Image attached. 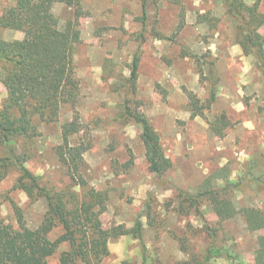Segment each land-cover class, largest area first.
<instances>
[{"label":"rangeland","instance_id":"obj_1","mask_svg":"<svg viewBox=\"0 0 264 264\" xmlns=\"http://www.w3.org/2000/svg\"><path fill=\"white\" fill-rule=\"evenodd\" d=\"M13 2L0 0V13ZM81 4L87 14L79 18L81 37L73 56L78 100L74 107L62 108L57 122H41L40 134L27 149L26 166L47 184L69 185L71 168L59 160L56 147L62 143L60 123L76 112L81 130L70 142L88 145L79 172L87 186L106 193L104 227H132L137 218L143 225L141 239L126 234L109 240L110 252L98 264L201 261L210 240L205 222L216 234V244L232 253L205 264H256L260 231L247 229L240 211L243 206L264 205V175L260 182L247 180L228 192L225 197L237 211L229 219L220 220L205 199L199 201L198 210L178 212L179 190L195 195L198 185L220 167L227 168L233 181L243 176L252 158H258L254 172L264 170V113L258 110L263 104L264 75L255 68L254 57L244 55L234 42L233 24L223 6L214 0H148L143 23L140 0H81ZM260 10L264 12V2ZM53 12L61 25L72 16L71 8L62 3H55ZM204 13L218 18L216 29L199 22ZM260 30L264 33V25ZM155 31L166 38L155 37ZM22 36L21 31L0 29L5 39ZM183 51L206 54L201 61H214L219 84L205 115L212 119L226 114L230 124L221 135L210 131L203 117L193 115L187 92L204 101L209 74L207 64L201 62L205 77L201 78L196 58ZM135 53L138 74L130 105H139L158 135L161 153L168 160L160 172L149 169L140 126L119 114L125 97L119 77L129 75ZM3 96L0 82V104ZM17 175L11 171L0 182V217L16 224L17 206L25 223L34 228L46 211V201H30L23 191L13 189ZM59 231L55 229L52 236ZM48 263L58 264V256Z\"/></svg>","mask_w":264,"mask_h":264},{"label":"trees","instance_id":"obj_2","mask_svg":"<svg viewBox=\"0 0 264 264\" xmlns=\"http://www.w3.org/2000/svg\"><path fill=\"white\" fill-rule=\"evenodd\" d=\"M222 5L225 14L232 21L234 42L244 55L254 57L255 68L264 75V12L260 10L264 0H214ZM141 19L145 20L148 0H140ZM62 3L71 8L72 16L62 25L53 12V5ZM81 0H14L0 13V29L21 31V38L0 37V82L4 96L0 104V182L11 171L17 176L13 189L23 191L30 201L45 199L46 211L39 224L31 228L24 220L20 207L14 206L16 224L0 217V264H49V258L57 255L58 264H98L109 254V240L120 235L131 234L141 239L142 222L137 218L132 227L124 224L104 227L101 215L106 210V193L87 186L79 172L82 155L88 145L71 143L70 138L81 130L76 112L60 123L61 145L56 147L59 160L70 170L69 185L56 187L43 181V176L32 172L26 166L27 149L40 134L42 121L57 122L62 108L76 104L79 96V81L75 74L74 48L80 41L79 18L86 15ZM181 17V26L183 22ZM199 22H206L208 29H216L218 18L201 14ZM155 37L166 38L155 31ZM183 55L195 57L201 78L204 77L202 63L207 64L208 97L201 101L192 92H187L193 115L201 116L208 128L221 135L230 120L224 112L209 119L205 115L216 99L219 76L214 61L205 60L190 51ZM138 54L135 53L129 65V75L120 76V87L125 93L119 104L121 117L129 118L140 126V137L145 148L149 169L160 172L168 165L162 155L159 138L139 105H130L135 94ZM117 88V87H116ZM264 113L263 104L258 107ZM258 158H252L247 170L239 180L229 179L226 167H220L206 177L195 195L179 190L178 212L189 214L192 208L198 210L199 201L208 200L220 220H226L237 212L231 200L225 197L240 183L260 182V174L254 171ZM220 180V183L216 181ZM240 214L250 231H260L255 251L256 264H264V205L243 206ZM204 229L209 236L201 261L182 260L177 264H205L212 257L232 256L230 248L216 244V234L207 222ZM55 229L60 231L52 236ZM66 248L61 249L62 246ZM185 249V247H183ZM142 249L145 246L142 244ZM194 260V256L191 257ZM147 259V257H146ZM154 261V262H153ZM155 263V259L151 261ZM145 264V262H143Z\"/></svg>","mask_w":264,"mask_h":264}]
</instances>
